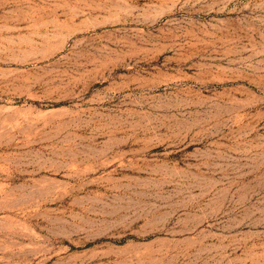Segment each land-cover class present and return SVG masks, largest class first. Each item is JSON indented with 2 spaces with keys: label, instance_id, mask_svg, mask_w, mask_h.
<instances>
[{
  "label": "rangeland",
  "instance_id": "1",
  "mask_svg": "<svg viewBox=\"0 0 264 264\" xmlns=\"http://www.w3.org/2000/svg\"><path fill=\"white\" fill-rule=\"evenodd\" d=\"M0 264H264V0H0Z\"/></svg>",
  "mask_w": 264,
  "mask_h": 264
}]
</instances>
